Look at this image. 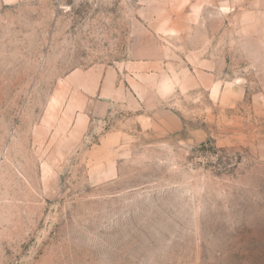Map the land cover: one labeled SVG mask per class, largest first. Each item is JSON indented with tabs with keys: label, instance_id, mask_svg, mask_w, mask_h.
I'll list each match as a JSON object with an SVG mask.
<instances>
[{
	"label": "rangeland",
	"instance_id": "1",
	"mask_svg": "<svg viewBox=\"0 0 264 264\" xmlns=\"http://www.w3.org/2000/svg\"><path fill=\"white\" fill-rule=\"evenodd\" d=\"M0 264H264V0H0Z\"/></svg>",
	"mask_w": 264,
	"mask_h": 264
}]
</instances>
